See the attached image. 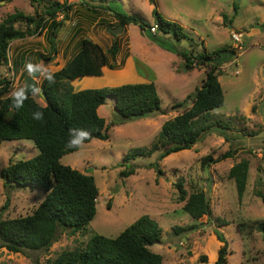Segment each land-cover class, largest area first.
I'll return each mask as SVG.
<instances>
[{
  "label": "rangeland",
  "instance_id": "obj_1",
  "mask_svg": "<svg viewBox=\"0 0 264 264\" xmlns=\"http://www.w3.org/2000/svg\"><path fill=\"white\" fill-rule=\"evenodd\" d=\"M45 1V0H44ZM44 1L41 4H44ZM63 0H60L62 2ZM82 1V2H81ZM0 21L20 11L26 16L40 12L41 6L30 0L0 1ZM159 14L176 22L186 37L176 40L137 25L121 29L108 11L93 10L99 0H67V12L48 20L40 34L14 40L8 46V61L0 68V79L11 82L10 93L24 86L32 64L43 76L60 69L76 52L78 41L87 38L104 50L117 38L120 46L115 68L102 69L91 87L71 82L75 91L114 87L126 83L153 82L161 101L163 114L123 120L115 112L113 99L107 98L98 114L105 120L108 139H92L77 151L62 157L61 163L91 175L98 187L96 213L86 230L70 234L60 232L47 251L28 252L27 256L0 249V264H47L62 251L82 249L93 234L115 237L141 216L153 219L161 228V241L150 250L162 256L163 264H214L222 244L216 239L219 230L228 245L227 264H264V243L252 222L264 219V0H155ZM113 10L137 15L153 26L152 5L148 0H107ZM234 7L236 10L234 11ZM226 17V23L219 19ZM62 17V18H61ZM55 52L49 44L53 23ZM240 34L239 49H234L233 30ZM115 34V36H113ZM231 47L216 60L224 103L209 112L210 120L222 124L230 119L229 130L212 129L189 150L158 160L159 152L138 156L124 163L122 158L135 150L149 149L161 125L190 106V101L177 109L176 103L199 88L204 68L185 70L180 52L196 55L203 51ZM238 55V56H237ZM238 72V73H236ZM35 100L44 105L39 93ZM119 122V123H118ZM231 151V158L201 166V158H213ZM38 153L29 140L5 141L0 144V170L9 163L27 160ZM248 161L245 191L239 200L233 180L227 177L231 166ZM161 170L158 175L155 166ZM134 173L121 178L125 169ZM182 180L187 192L203 191L210 203V216L191 219L182 210L174 183ZM7 195L0 179V217L12 219L30 214L42 201L41 191L17 188ZM221 220L226 225L218 226ZM237 224L240 225L238 229ZM192 230L175 234L173 227ZM216 256V257H215ZM205 258V260H202Z\"/></svg>",
  "mask_w": 264,
  "mask_h": 264
},
{
  "label": "trees",
  "instance_id": "obj_2",
  "mask_svg": "<svg viewBox=\"0 0 264 264\" xmlns=\"http://www.w3.org/2000/svg\"><path fill=\"white\" fill-rule=\"evenodd\" d=\"M43 1L30 0L31 4L41 6L40 12L35 10L33 15L26 16L20 11H15L0 21V68L7 64L10 42L40 34L48 20L60 13L66 15L67 0L62 2L45 0L44 4H41ZM99 1L101 5L92 7L93 10L108 11L118 29L132 24L137 25L142 31L148 28L150 32V28L155 26L156 32L172 35L176 40L186 37L179 24L166 20L159 14L155 0H148L152 5L153 26L137 15H127L113 10L108 5H102L107 0ZM222 19L223 23H226V17L223 16ZM59 24L60 22L53 23L49 35V44L53 52L55 44L52 38ZM119 50L117 38L105 50L90 39L79 40L76 52L64 65L57 71L45 74L41 79L39 89L46 97V100H43L44 105L35 100L32 90H28L25 91L26 98L22 106L16 107L14 93L17 90L9 94L11 82L0 79V144L5 141L29 140L38 151L34 157L9 163L0 170V179L7 195L6 202L11 190L17 188L36 189L44 195L30 214L12 219L0 217V249L5 248L10 253L27 256L28 252L47 251L57 240L60 232L69 231L70 234H74L86 230L96 213L98 187L91 175L63 165L61 159L79 148L67 147L73 129H84L91 133L90 138L84 143L92 139L102 141L108 139L105 120L98 114L99 107L105 104L107 98L113 99L114 110L123 120L143 118L152 113L163 114L153 82L74 90L72 81L82 78L78 84L91 87L94 83L93 78L89 77H100L105 67L114 69ZM229 51L234 55L231 47H221L211 52L203 51L196 55L191 52L179 53L184 61L185 70L195 67L205 69L204 79L200 87L188 94L183 102L171 106L174 110L190 101V106L182 113L161 125L157 138L150 148L127 153L122 158L124 163L138 156H150L154 152H159L160 161L171 154L191 149L203 134L212 129L229 130L227 124L230 119L222 124L220 120H210L209 114L210 111L222 107L224 103L223 91L218 81L220 64L216 60ZM49 75L52 76L51 81L48 79ZM8 112H12L13 117L4 122V116ZM36 112L43 113L42 120L33 118ZM232 155L231 151H227L216 158L211 155L203 156L201 166L221 162ZM155 168L160 175L161 170L157 165ZM133 173V169L125 168L119 176L126 178ZM247 175L248 161L244 159L233 164L227 174L234 182L239 200L245 191ZM173 185L177 191L176 200L183 204L181 210L185 214L193 220L210 216V203L203 191L187 192L179 178ZM6 205L5 203L0 210H4ZM217 221L218 226L226 225L221 220ZM251 225L261 235L264 243V219L256 220ZM237 227L241 230L239 224ZM194 228L173 227V230L175 234H179ZM214 234L222 244L217 251L214 264H227V241L219 230H215ZM161 235L162 231L158 224L144 215L117 236L93 234L82 249L64 250L47 264H163L162 256L150 250L151 246L161 241Z\"/></svg>",
  "mask_w": 264,
  "mask_h": 264
},
{
  "label": "clouds",
  "instance_id": "obj_3",
  "mask_svg": "<svg viewBox=\"0 0 264 264\" xmlns=\"http://www.w3.org/2000/svg\"><path fill=\"white\" fill-rule=\"evenodd\" d=\"M27 69L29 70V72L31 73L34 69H33V65L32 64H27L26 65ZM48 79L51 81L52 80V76L49 75ZM34 94H36L37 90H33ZM14 97H15V101H16V107H20L22 106L23 100L26 98V94H25V90L24 89H18L15 93H14ZM33 118L37 119V120H42L43 119V113L41 112H36L33 114ZM72 133V138L70 139V141L67 144L68 148H78V147H82L84 142L86 140H88L91 136V133L88 132L87 130L84 129H73L71 130ZM73 133H77L76 135H73Z\"/></svg>",
  "mask_w": 264,
  "mask_h": 264
},
{
  "label": "water",
  "instance_id": "obj_4",
  "mask_svg": "<svg viewBox=\"0 0 264 264\" xmlns=\"http://www.w3.org/2000/svg\"><path fill=\"white\" fill-rule=\"evenodd\" d=\"M1 3V2H0ZM40 75V72L37 69H34L29 75H26L24 77V90H37L36 92L39 93L40 97L45 101L46 97L44 93L39 89L37 79ZM77 80H81V78H78ZM34 92V91H33ZM13 117L12 112H8L5 116L3 121L7 122Z\"/></svg>",
  "mask_w": 264,
  "mask_h": 264
},
{
  "label": "built area",
  "instance_id": "obj_5",
  "mask_svg": "<svg viewBox=\"0 0 264 264\" xmlns=\"http://www.w3.org/2000/svg\"><path fill=\"white\" fill-rule=\"evenodd\" d=\"M57 17H60V16L58 15ZM61 18H62V17H61ZM156 31H157V30H156V27H155V26H153V27L150 28V32H151V33L155 34ZM232 38H233V40H234V42H235V46H234L233 48H234V49H239L238 44L241 43V42H240V40H241L240 34L233 33ZM234 49H233V50H234ZM234 51H235V50H234ZM237 56H238V55H237ZM236 73H238V72H236Z\"/></svg>",
  "mask_w": 264,
  "mask_h": 264
},
{
  "label": "crops",
  "instance_id": "obj_6",
  "mask_svg": "<svg viewBox=\"0 0 264 264\" xmlns=\"http://www.w3.org/2000/svg\"><path fill=\"white\" fill-rule=\"evenodd\" d=\"M213 1V0H212ZM219 22H221V24H222V22H223V19H219ZM230 29H231V31L233 30V32L232 33H235L236 31L234 30V29H232V27H230ZM126 31H128V26H127V30ZM235 31V32H234ZM84 78H86V77H84ZM89 78H97V77H89ZM82 79V78H81ZM146 83V82H145Z\"/></svg>",
  "mask_w": 264,
  "mask_h": 264
}]
</instances>
